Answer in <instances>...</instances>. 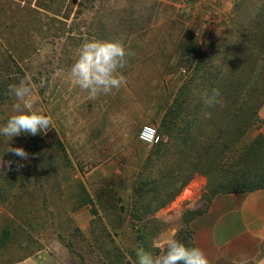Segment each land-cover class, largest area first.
Segmentation results:
<instances>
[{"label": "rangeland", "instance_id": "374dc122", "mask_svg": "<svg viewBox=\"0 0 264 264\" xmlns=\"http://www.w3.org/2000/svg\"><path fill=\"white\" fill-rule=\"evenodd\" d=\"M122 28L152 31H145L150 40H144L142 66L139 62L137 66L142 80L138 75L120 92L123 108L131 107V93H136L143 115L123 111L119 116L125 119L123 131L116 141H133L134 134L141 140L138 121L143 119V127L154 128L159 143H166L162 120L181 87L195 76L217 73L237 84H253L258 102L264 99V71L258 67L264 0H0V125L14 114L16 101L8 86L19 83L26 73L36 85L34 110L53 120L46 133H22L9 141L12 147L24 148L27 159L6 152L8 139L0 136V240L7 244L0 249V264H21L39 252L58 257L63 264H137L136 248L158 254L153 242L172 233L191 246L193 232L187 225L209 203L207 185L193 179L155 213L136 211L144 206L138 201V191H145L141 175L156 144L143 142L133 150L137 154L119 155L120 176L107 177L109 154L126 148L106 146L111 137L98 130L104 121L97 112L100 107L75 108L82 93L73 89L67 76L78 48L93 37H115L101 34L105 29ZM159 29L183 31L181 44L166 40L162 45ZM249 36L255 40L248 41ZM226 44H233L235 52L219 48ZM196 45H201L199 51ZM139 49L138 44V58ZM200 58L205 59L201 70L202 65L196 68ZM131 66L129 72L135 69ZM263 131L264 100L247 138ZM168 158L169 153L160 157ZM168 197L169 193L161 194L153 206ZM83 208H90L92 218L81 223L76 214Z\"/></svg>", "mask_w": 264, "mask_h": 264}, {"label": "trees", "instance_id": "16d2710c", "mask_svg": "<svg viewBox=\"0 0 264 264\" xmlns=\"http://www.w3.org/2000/svg\"><path fill=\"white\" fill-rule=\"evenodd\" d=\"M248 22L249 28L252 23ZM254 40L249 36L248 41ZM196 46L195 50L199 51L201 45ZM219 48L235 52L233 44ZM261 50L258 67L264 71V44ZM204 62L205 59L200 58L196 68L202 65L199 67L201 70ZM207 76L199 79L195 76L189 83H184L162 120V132L168 140L155 145L156 150L145 162V175L142 174L140 179L145 191H138V201L144 206L136 211L142 210L146 216L175 199L196 176L207 177L209 199L218 194L264 188V131L252 140L247 138L264 99L258 102L253 84H237L233 79H226L217 73L208 76L211 80ZM213 88L220 90L222 102L215 107H205L199 93L207 91L210 94ZM165 153H169V158L161 161L160 157ZM155 166H160L157 172L154 171ZM167 192L168 199L154 207L159 196ZM189 237L192 240L190 247H195L193 233L190 232ZM68 245L72 247L71 243ZM6 248V240H0V249Z\"/></svg>", "mask_w": 264, "mask_h": 264}, {"label": "crops", "instance_id": "0c3cea01", "mask_svg": "<svg viewBox=\"0 0 264 264\" xmlns=\"http://www.w3.org/2000/svg\"><path fill=\"white\" fill-rule=\"evenodd\" d=\"M103 31L101 34L115 36L105 40H120L127 49L135 52L134 56L128 58V64L123 70L127 77V82L137 80L138 75L140 80H142L143 75L142 73L138 74L137 66L138 62L142 66L141 60L143 57L141 52L143 51L144 40H150L149 37H145V31H149L150 33L152 29L122 28L105 29ZM159 34V42L161 41L162 45L166 40L168 43L170 41H177L178 44H181L184 35L183 31L171 32L167 30L164 32L163 29H159ZM138 44L140 46L139 58L137 55ZM128 65H132L131 67L135 66V69H131L129 72ZM76 87L79 94L82 93V95H79L77 100L78 105H75V108L77 106L81 111H84L85 109L88 110L91 104H95L97 108L100 107L102 109V111H97L101 117L104 115V121L102 119V126L98 130L104 132L103 137H111L106 146L111 149L116 147L127 149L120 150L118 153L116 150L114 152L111 151L110 157L106 159L107 163L105 165H107H104L105 169H107H104L107 177H119L121 173L120 166L118 165V162H120L119 155H127L128 153L137 154L133 151L137 148V145L139 144L143 147V141L136 139V134H134L133 141H116L121 136L125 121V119L121 120L119 116L123 111L125 112L124 114L139 113V115H143V105L142 103L139 104L138 111L137 94L131 93L133 101L131 109L128 107H126L127 109L124 107V109L120 106V103L124 100V97L120 95L123 86L119 90L114 89L112 94L100 95L95 100H89L87 92L81 90L78 86H73V89ZM108 98H110L109 102L107 101ZM125 100L127 101L128 98H125ZM73 103H76V98H74ZM138 122L141 125L140 128H143V119ZM130 148L134 149L130 150ZM194 180L205 184V186L208 183L207 177L204 176H196ZM102 202L101 206L105 207V200H102ZM99 206L96 205V207ZM78 212L76 217L79 222L84 223L91 220L90 208H83ZM190 227L193 232L194 246L199 247L204 252L209 264H264V188L249 192L218 194L211 197L205 210L193 219ZM46 255L50 256L47 252H39L21 264H51V260L52 264H63L60 258L55 257L50 259Z\"/></svg>", "mask_w": 264, "mask_h": 264}, {"label": "clouds", "instance_id": "9594fccd", "mask_svg": "<svg viewBox=\"0 0 264 264\" xmlns=\"http://www.w3.org/2000/svg\"><path fill=\"white\" fill-rule=\"evenodd\" d=\"M135 55L127 49L120 40H101L91 38L84 41L77 50L74 63L71 65L67 80L72 86H78L87 92L89 100H95L100 95H110L113 90L126 86L127 77L124 69L128 58ZM44 81L41 80V87ZM36 85L30 74L26 73L19 83L9 84L8 93L15 98L13 104L14 114L0 125V136L8 139L6 152L13 153L23 159L29 154L22 147H12L9 141L22 133L37 135L46 133L53 124L50 115L43 114L42 110H34L32 96ZM205 107H215L222 101L221 92L213 88L199 93ZM210 116V113H206ZM9 164L12 162L9 161ZM153 247L158 254L143 247L135 249L137 264H209L208 258L199 247H189L175 238V233L157 239Z\"/></svg>", "mask_w": 264, "mask_h": 264}, {"label": "built area", "instance_id": "2783aa9c", "mask_svg": "<svg viewBox=\"0 0 264 264\" xmlns=\"http://www.w3.org/2000/svg\"><path fill=\"white\" fill-rule=\"evenodd\" d=\"M139 137L144 143L148 145H155L159 142V137L156 130L149 126L142 128Z\"/></svg>", "mask_w": 264, "mask_h": 264}]
</instances>
